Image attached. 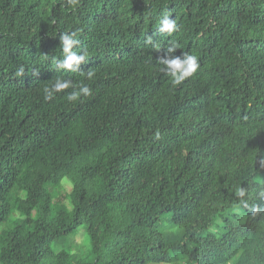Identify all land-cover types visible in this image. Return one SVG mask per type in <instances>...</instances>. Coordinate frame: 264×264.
I'll list each match as a JSON object with an SVG mask.
<instances>
[{
	"label": "trees",
	"instance_id": "1",
	"mask_svg": "<svg viewBox=\"0 0 264 264\" xmlns=\"http://www.w3.org/2000/svg\"><path fill=\"white\" fill-rule=\"evenodd\" d=\"M58 76L92 95L45 101ZM81 227L91 262L52 250ZM0 264H264V0H0Z\"/></svg>",
	"mask_w": 264,
	"mask_h": 264
},
{
	"label": "clouds",
	"instance_id": "2",
	"mask_svg": "<svg viewBox=\"0 0 264 264\" xmlns=\"http://www.w3.org/2000/svg\"><path fill=\"white\" fill-rule=\"evenodd\" d=\"M71 7L75 8L79 5L80 0H69ZM171 14L164 15L159 20V29L160 33H166L168 35H172L173 33L178 31V25L175 19H170ZM77 32L71 33H60L59 34V47L61 49L63 59L55 60V69L59 70H67L69 72H77L80 68V65L84 64L89 57L88 49L82 48L79 52L74 51L73 49L79 43L76 39ZM149 43H152L151 38L148 40ZM157 49L158 45H154ZM179 48V45L175 42H172L171 46L167 49L168 55L164 58H161L158 62L164 67L161 71L165 72L170 77V83L173 86L179 85L186 78L193 76L198 68L199 61L196 55H190L187 53H183V58L171 56L172 53L175 52L176 49ZM88 80H92L95 76V71L89 69L86 72H83ZM17 76L24 75V68L20 67L16 72ZM73 88L66 95V100L70 103H75L81 100V97H89L92 95V89L88 86H80L78 89L72 84V82L68 79H64L62 77H56L54 81L50 85H45L42 89L43 98L45 101L52 100L54 95L57 93L64 92V90ZM238 196H244V190L240 189L236 193ZM244 207L247 208L248 205L245 203ZM255 209H253V214H255Z\"/></svg>",
	"mask_w": 264,
	"mask_h": 264
},
{
	"label": "rangeland",
	"instance_id": "3",
	"mask_svg": "<svg viewBox=\"0 0 264 264\" xmlns=\"http://www.w3.org/2000/svg\"><path fill=\"white\" fill-rule=\"evenodd\" d=\"M71 188H72L71 184L65 179L62 180V182L58 187L52 188V195H51L52 214H55L56 211L59 210L61 206L62 207L64 206L67 211L71 210V206L69 204H67L66 202H64L65 204L59 203V201L56 200V198L59 197L60 194L64 195L70 192ZM83 228L84 227H81L76 231V233L62 239L61 241H58L57 243H53L51 246L52 250L55 253L59 252L60 250H64L67 252L70 251V254L82 258L88 262H91L92 257L90 256L89 241Z\"/></svg>",
	"mask_w": 264,
	"mask_h": 264
}]
</instances>
